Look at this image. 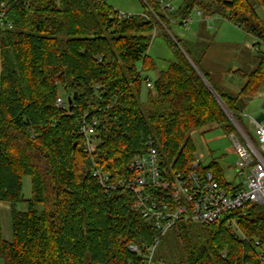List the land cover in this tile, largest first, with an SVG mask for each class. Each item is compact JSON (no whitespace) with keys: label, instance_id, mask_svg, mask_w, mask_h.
Returning a JSON list of instances; mask_svg holds the SVG:
<instances>
[{"label":"trees","instance_id":"trees-1","mask_svg":"<svg viewBox=\"0 0 264 264\" xmlns=\"http://www.w3.org/2000/svg\"><path fill=\"white\" fill-rule=\"evenodd\" d=\"M171 30L195 9L221 15L257 38L256 64L237 69L245 83L233 92L213 81L202 67L210 41L165 34L175 59L160 70L148 51L156 28L152 11L123 17L106 0H0L8 6L0 26V257L4 264H128L155 241L159 230L132 210L133 193L106 190L93 171L113 178L133 173L130 164L155 139L163 164L189 171L194 129L218 126L229 135L237 128L197 68L228 108L241 117L264 87V0H180L166 16L146 0ZM162 26V25H161ZM163 27V26H162ZM147 86V99L142 92ZM63 92L73 97L71 113L57 107ZM77 94L75 95V93ZM68 100V98H67ZM99 120L93 155L78 132L85 113ZM212 169L232 190L221 165ZM30 176L32 196L23 194ZM25 202L26 210L18 205ZM2 203L10 204L12 239L4 236ZM237 225L229 217L209 225L178 221L160 240L156 258L163 264H262L264 205L251 204ZM258 238L260 246L253 247Z\"/></svg>","mask_w":264,"mask_h":264},{"label":"built area","instance_id":"built-area-1","mask_svg":"<svg viewBox=\"0 0 264 264\" xmlns=\"http://www.w3.org/2000/svg\"><path fill=\"white\" fill-rule=\"evenodd\" d=\"M150 8L155 21L161 18ZM163 13L168 16L176 11L173 0H155ZM198 18L203 17L201 9H195ZM8 6L5 2L0 6V26L12 27L6 22ZM123 17L130 16L122 13ZM196 16L189 14L179 21L187 30L194 22ZM157 31V28L155 32ZM154 32V34H155ZM255 44L252 50H257ZM148 87L153 88V81L148 79ZM58 108L71 113L70 104L66 97L59 96L56 101ZM85 113L79 122L78 132L82 138V147L93 155L98 148L96 139L99 120L96 116L88 117ZM255 124L257 142L244 136L245 142L236 134H231L239 159L236 164V177L240 178L241 185L226 189L217 179L212 169H207L205 159L194 155L189 171H182L174 167V164H163L162 157L156 147L155 139L149 137L145 142V151L134 157L130 164L133 173L127 177H117L102 172L99 168L93 171L99 183L106 189L125 188L133 193L132 210L139 212L145 220L153 224L159 230L155 241L143 250L138 244H129V250L137 255L136 261L128 264H163L156 258V251L161 238L181 220L191 221L196 224L209 225L228 216V225L236 228L243 239L247 237L241 233L237 225V212L239 217L245 214L246 208L251 204L264 205V119L259 122L257 117L250 116ZM258 238L253 242V247L260 246ZM259 258L264 264V253L259 252Z\"/></svg>","mask_w":264,"mask_h":264},{"label":"rangeland","instance_id":"rangeland-1","mask_svg":"<svg viewBox=\"0 0 264 264\" xmlns=\"http://www.w3.org/2000/svg\"><path fill=\"white\" fill-rule=\"evenodd\" d=\"M106 1L122 13L142 14L147 8L144 4L145 0ZM179 1L180 0H173V4L176 8L179 6ZM258 11L262 16H264V10L261 7H258ZM192 14L193 16H196V10H193ZM212 17L213 19L211 18L207 24L208 28L206 29V32L207 34H210L212 39H215V43L214 45H211V48L208 51L207 56L202 60L201 65L211 73L213 81L221 84L233 92H237L238 89H235V87L238 85L242 86L245 83V78L241 75L235 77V79H231L229 73L237 68H239L242 72L248 70L253 64L252 60L255 61L254 64H256L257 57L251 49V45L257 42V38L246 33L243 29L237 27L221 15H214ZM199 19H202V17L198 18L196 16L194 22L190 25L189 30H187L179 21H172L173 23L170 26L171 30H167L163 21H158V23H160V27L153 35L148 51L149 55L156 61L157 69L144 73L145 76L149 75L152 81L155 80L160 70L167 69L170 61L175 59L173 51L168 45L165 34L168 33L171 37L176 35L181 39L196 41L197 37H195L193 31L194 27L199 23ZM147 91V86H144L141 96L142 101L147 99ZM69 95V93L63 92L62 96L68 98ZM262 103H264V87L261 92L248 104V107L241 117V122L237 115L232 112L241 124L242 129H244V131L248 134V137L253 139L255 142H257L255 124L251 122L250 116L257 117L261 111H264V109L261 108ZM236 135L240 137L243 142H245L244 136L240 132L239 135ZM190 136L194 144L195 153L205 159V165L216 161L221 165L226 181L240 182V178L236 177L235 168L239 156L231 135L227 134L221 127L205 126L194 129L190 132ZM23 194L25 198H30L32 196V181L30 176H25L23 178ZM18 208L20 210H26L27 205L25 202H22L18 205ZM2 223L4 236L8 240H11L12 227L9 203H2ZM232 229L238 232L236 228L232 227ZM260 250L264 252V244L260 247Z\"/></svg>","mask_w":264,"mask_h":264},{"label":"crops","instance_id":"crops-1","mask_svg":"<svg viewBox=\"0 0 264 264\" xmlns=\"http://www.w3.org/2000/svg\"><path fill=\"white\" fill-rule=\"evenodd\" d=\"M211 18L213 19V17H205V16H203L202 19H199V21H198L199 23L197 24L198 27H197V25L194 27L193 33L195 34V37H197V40H200V41H210L211 42V45H214L215 39L214 38L212 39L210 37V34H207V32H206V29L208 28V25L207 24H208V22H209V20ZM252 63L253 64L251 66H254L255 61L252 60ZM251 66H250V68H251ZM237 69H239V68H237ZM237 69H235V70H237ZM235 70L230 71V73H229V76H230L231 79H235V77H237L236 74H233V72ZM242 86L238 85V86L235 87V89L236 88L238 89L237 92L241 89ZM231 183H232V187H238V186L241 185V182H236L235 181V182H231ZM0 264H4V260L1 257H0Z\"/></svg>","mask_w":264,"mask_h":264},{"label":"water","instance_id":"water-1","mask_svg":"<svg viewBox=\"0 0 264 264\" xmlns=\"http://www.w3.org/2000/svg\"><path fill=\"white\" fill-rule=\"evenodd\" d=\"M197 70L199 71V73L201 74V76L203 77V79L205 80L207 85L209 86V88L215 94L216 98L219 100L220 104L222 105V107L224 108L225 112L227 113V115L229 116V118L233 122V124L236 126L238 131L241 132L242 134H246L244 129H242L241 124L238 122V120L236 119V117L234 116L232 111L228 108V106L225 104V102L222 100V98L219 96V94L215 91V89L210 84V82L206 79V77L202 74V72L198 68H197ZM76 94H77V92L75 93V95ZM68 102H69L70 108H71L72 104H73V97L72 96H68ZM261 108L264 109V103H262ZM263 119H264V111H261L258 114V116H257V121L261 122ZM88 264H91V263H88Z\"/></svg>","mask_w":264,"mask_h":264}]
</instances>
